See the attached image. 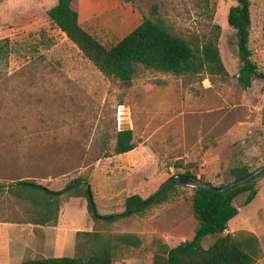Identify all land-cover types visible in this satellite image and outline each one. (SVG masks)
I'll return each instance as SVG.
<instances>
[{"label": "rangeland", "instance_id": "374dc122", "mask_svg": "<svg viewBox=\"0 0 264 264\" xmlns=\"http://www.w3.org/2000/svg\"><path fill=\"white\" fill-rule=\"evenodd\" d=\"M55 2L0 0V184L24 178L61 190L80 176L97 212L108 214L124 211L127 195L146 198L185 171L219 185L234 179L232 166L255 169L264 163V79L245 89L237 81L240 63L227 23L234 0H73L80 26L107 47L153 7L155 16L192 44L219 34L227 75L178 76L139 66L129 86L100 72L50 22L46 11ZM250 4L251 58L264 71V0ZM127 128L134 148L115 154L116 133ZM261 182L258 193L264 197V175ZM192 192V186L178 185L169 200L112 222H94L86 198H74L71 189L56 196L60 205L72 199L69 211L81 226L83 204L93 221L89 230L141 238L137 247L117 248L113 264H151L160 242L174 246L192 238ZM246 195L234 199L236 207L246 205ZM29 210L26 198L0 192V220L31 221ZM227 233L239 240L247 236L239 229ZM220 235H207L203 247ZM259 237L254 264H264V230ZM80 243L75 256L87 253L86 239Z\"/></svg>", "mask_w": 264, "mask_h": 264}, {"label": "trees", "instance_id": "16d2710c", "mask_svg": "<svg viewBox=\"0 0 264 264\" xmlns=\"http://www.w3.org/2000/svg\"><path fill=\"white\" fill-rule=\"evenodd\" d=\"M72 1L56 0L55 4L46 11L48 19L65 33L67 38L100 72L118 80L123 85L131 84L133 75L139 66L178 76L199 75L203 72L209 75H227L218 46V33L211 38L192 44L184 37L172 32L162 19L155 16L156 8L153 7L149 16H143L140 23L116 43L107 47L80 26L78 13L72 7ZM234 1L235 4L228 9L227 23L234 31L240 63L237 81L245 89L250 87L255 79H264V71H261L252 60L249 48L252 22L250 0ZM132 139L131 129L119 130L115 136L113 152L120 154L132 150L134 148ZM252 170L248 164L242 163L230 167L228 173L237 179ZM184 174L194 180L204 181L189 171H185ZM263 175L264 171L251 180L226 191H210L200 186H192V211L197 219L192 238L174 246L160 242L153 253L151 264H254L260 252L256 235L250 231L240 230L247 233V236L239 240L235 239L231 233H224V231L227 229L229 219L238 213V208L233 203L234 199L247 192L244 204H248L259 191ZM258 177L260 179L257 180L255 186V179ZM205 182L212 184L208 181ZM26 183L39 184L31 179H17L9 184H0V192H8L17 197L26 198L30 202L29 211L35 216L28 222L54 225L60 209L59 197L46 193L40 187ZM224 184L226 183L219 185ZM178 185L181 184L166 186L152 202L136 212H141L151 204L169 200L170 192ZM65 187L71 189L69 195L86 198L87 211L94 222H112L117 219V217L99 219L93 214L87 197L86 183L80 176L67 182ZM146 198L138 193L127 195L124 198L123 210L134 208ZM97 214L99 213L97 212ZM109 214H116V212L101 215ZM211 234L221 235L204 248L202 241ZM81 238L86 239L87 243L85 255L27 258L19 264H113L117 248L137 247L141 244V238L135 233L104 234L100 230L93 229L76 233V250L81 248Z\"/></svg>", "mask_w": 264, "mask_h": 264}, {"label": "crops", "instance_id": "0c3cea01", "mask_svg": "<svg viewBox=\"0 0 264 264\" xmlns=\"http://www.w3.org/2000/svg\"><path fill=\"white\" fill-rule=\"evenodd\" d=\"M250 13L252 21L251 4ZM254 82L255 80L252 85ZM71 200L68 197L61 201L57 221L54 225L0 220V264H19L27 258L74 257L76 254V233L91 231L89 229L92 227L93 221L89 218L83 204L80 206L84 212L81 214L84 218L83 226L79 219L71 217L69 211V207L73 205ZM249 205L254 209L244 210ZM237 208L238 213L228 221L227 227L230 228L224 232L238 229L250 231L256 235L260 243L259 235L263 234L264 230V222L261 218L264 214V197H261L260 192H257L248 204Z\"/></svg>", "mask_w": 264, "mask_h": 264}, {"label": "water", "instance_id": "95a60500", "mask_svg": "<svg viewBox=\"0 0 264 264\" xmlns=\"http://www.w3.org/2000/svg\"><path fill=\"white\" fill-rule=\"evenodd\" d=\"M263 171H264V163L261 164L260 166L256 167L255 169H253L247 175L240 177V178H237V179H234V180H232V181H230L224 185H212V184H209L205 181L194 180L193 178H191L190 176H188L184 173H179V174L173 175V176L165 179L163 182H161V184L157 187V189L153 192V194L148 196L146 199H144L142 202H140L134 208L120 212V213L109 214V215L97 214L95 203H94L92 193L90 190V186L88 183L86 184V191H87V197H88L89 203L92 207L93 214L99 219H111L114 217H122L125 215H129L133 212H136L140 208H142V207L146 206L148 203L152 202L154 200V198L160 193V191L170 184H181V185H187V186H200V187H202L206 190H210V191H226V190H228V189H230L236 185H239V184H242L246 181L251 180L252 178H254L255 176H257L258 174H260ZM26 184L33 185L36 187H40L46 193L54 195V196L59 195V194H61L64 191L69 189V187H65L61 190H51V189H49V188H47L41 184H34V183H26Z\"/></svg>", "mask_w": 264, "mask_h": 264}]
</instances>
